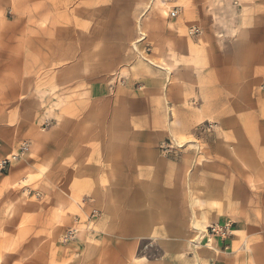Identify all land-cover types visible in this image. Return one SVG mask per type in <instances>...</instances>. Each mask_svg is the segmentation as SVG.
<instances>
[{
  "label": "crops",
  "instance_id": "obj_1",
  "mask_svg": "<svg viewBox=\"0 0 264 264\" xmlns=\"http://www.w3.org/2000/svg\"><path fill=\"white\" fill-rule=\"evenodd\" d=\"M61 1L59 13L50 0H15L16 52L30 53L32 68L59 70L52 93L63 86V98L57 97L63 111L54 112L59 128L48 132L65 139L51 146L71 150L69 155L79 150L77 159L64 160L62 175L71 179L66 176L75 175L70 168L78 160L79 180L88 188L80 195L69 185L43 188L49 200L16 203L15 220L3 224L9 235L14 229L19 248L14 255L2 253L0 264H264V93L258 91L264 79V2ZM23 5H30V17ZM36 17L44 27L22 28ZM195 27L201 33L190 35ZM114 71L128 79L112 90L105 77ZM30 77L32 86L40 84L35 74ZM205 121L217 122L218 129L208 136L204 162L188 152L174 161L158 153L168 136L193 140ZM27 127L37 146L49 141L34 125ZM88 151L105 156L92 160ZM51 159L46 154L36 166L53 181ZM100 179L123 185H91ZM77 196L104 207L106 215L96 224L102 235L83 234L62 246L59 238L71 225L67 212L75 213ZM230 221L233 237L189 246L193 228Z\"/></svg>",
  "mask_w": 264,
  "mask_h": 264
},
{
  "label": "rangeland",
  "instance_id": "obj_2",
  "mask_svg": "<svg viewBox=\"0 0 264 264\" xmlns=\"http://www.w3.org/2000/svg\"><path fill=\"white\" fill-rule=\"evenodd\" d=\"M30 1L31 0H29V2ZM50 1L58 4V12L61 13V9L65 7L63 2L61 0ZM262 2L264 1L262 0ZM66 7L68 9L70 8V6ZM71 8H73L72 5ZM86 9H90V7ZM22 11L26 17H30V5H23ZM54 13L55 11H52V13H50L51 16L56 15ZM163 13L165 14V11ZM170 13H168L169 17H171ZM15 16V0H0V221H2L0 223L2 224L0 227V261L2 259V253L8 252L12 253L10 255H14V251H17L19 248V245L17 246V243H15L14 229L11 235L6 233L10 231L4 229L5 223L15 220L13 218L18 211L15 213L12 209L16 203L20 205L23 203L22 205H24L25 202L29 203L30 200L35 202H40L43 198L49 200L48 193L47 196L43 195V188H49V190L52 188L65 190V187L69 185V191L79 195L88 188V182L85 184L84 180H79L78 160H76V163L74 162L75 164L73 163L70 168L71 172L75 175L66 176L71 179H63L64 160L67 159V162L68 160L71 162L73 158L77 159L79 150L69 155L71 150H67L69 152H66L62 149H55L53 145L51 146L52 140L61 142L65 139L62 133L60 136H56L57 138L53 139V135L48 132L50 130H55V127L59 128V119L54 112L58 113L59 111H63L62 107L64 101L61 100L63 98V86L57 85L55 95L52 93L55 90L53 81L54 71L56 75L59 70H54L53 66L49 69L32 68L33 62L31 54L25 51L21 52L20 48H18L19 52H16ZM37 19V17L35 19L30 18L28 23L25 20L22 23V28L44 27V25L37 22ZM193 29H197L198 33L191 34L190 30ZM188 32L193 36H197L201 33L196 27L190 28ZM61 36L67 38L63 35ZM24 39L29 40L30 38L27 37ZM61 39L62 38H57L56 40L59 42ZM43 41L46 43V38H43ZM149 51L150 47L146 49L147 53ZM54 68H56V66H54ZM30 73L36 75V83H40L39 85H31L32 78L30 77ZM125 74L126 73H121V71L112 72L105 77L107 86L112 90L116 87L125 86L128 79ZM134 87L136 90H141L139 83H136ZM258 91L264 93V79L260 88L258 87ZM32 125L38 130V135L46 136V138L43 139L44 141L49 140L43 143L44 141L42 142L39 137V143H43L44 146H37L30 136L31 133L27 132V126ZM217 129L218 124L215 121L202 122L197 127L193 140H189V138L175 139L168 136L158 147V153L162 157L174 161L175 159L179 160L182 154L188 152L189 156L198 157L202 160L201 162H204L201 156L208 147V141L212 139V137L210 138L208 136ZM47 132L50 134V137L47 136ZM69 135L73 138L75 136V134ZM36 136L37 135H34L33 137ZM47 145L49 146L47 147ZM57 150H59L60 153L55 152ZM232 151L233 150H231V152ZM46 154L53 155L51 162L55 169L52 170V172L55 173L57 180H48L47 176L43 175L44 171L36 166L38 160L42 159ZM90 156L92 160L99 156V161H101L105 154L98 153V155L94 156L88 151L87 157L89 158ZM103 160H107V158L104 157ZM54 162L56 163L54 164ZM106 166V164H103L98 167H100L101 170ZM35 168L40 172L38 171L36 173ZM106 174L104 173L102 176L110 177L109 174L108 176ZM116 177L115 174L114 178ZM120 182V180L101 181L100 179L97 182H91V185L94 186L95 183H97L99 189L108 190L114 188L118 190V188L123 185V183ZM76 199L77 202H74L76 208L75 213H73L74 210L67 212L68 215L72 213L71 225L64 230L59 238V244L62 246L78 241L79 237L83 234V236L87 238H97L99 235H102V233L96 230V224L106 215L104 207L100 206L98 203L95 204L92 197L79 198L77 196ZM227 224H231V231H234L233 228L235 227V223L230 221ZM210 226L203 230L197 228L192 229L195 233V237L189 241L191 249H196L201 245L207 246L209 243L208 238H216L225 241L233 237L232 233L231 236L221 239L220 236L213 235L208 231ZM69 230L72 231V236L65 241L64 236ZM20 237L18 239L21 241L22 239ZM204 241H207L205 245L203 244ZM227 249L228 248L224 247V250ZM5 264L8 263L6 262ZM12 264L15 263L13 262Z\"/></svg>",
  "mask_w": 264,
  "mask_h": 264
},
{
  "label": "built area",
  "instance_id": "obj_3",
  "mask_svg": "<svg viewBox=\"0 0 264 264\" xmlns=\"http://www.w3.org/2000/svg\"><path fill=\"white\" fill-rule=\"evenodd\" d=\"M264 1V0H263ZM177 14L176 11H172L170 13V16L171 17H174L175 15ZM190 33L191 34H197L198 33V30L197 29H193V30H190ZM231 224H225L224 226H219V225H215V226H210L209 227V232L213 235H216V236H220L221 239H225L229 236L232 235V231H231ZM72 236V231H68L65 236H64V240L67 241L70 237ZM227 248V247H226Z\"/></svg>",
  "mask_w": 264,
  "mask_h": 264
},
{
  "label": "bare ground",
  "instance_id": "obj_4",
  "mask_svg": "<svg viewBox=\"0 0 264 264\" xmlns=\"http://www.w3.org/2000/svg\"><path fill=\"white\" fill-rule=\"evenodd\" d=\"M201 234V233H200ZM201 238V237H200Z\"/></svg>",
  "mask_w": 264,
  "mask_h": 264
}]
</instances>
